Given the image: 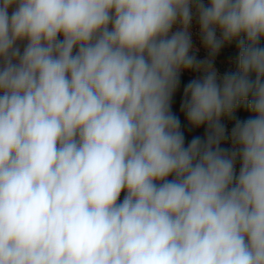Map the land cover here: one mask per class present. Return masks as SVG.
I'll use <instances>...</instances> for the list:
<instances>
[{"label": "clouds", "instance_id": "1", "mask_svg": "<svg viewBox=\"0 0 264 264\" xmlns=\"http://www.w3.org/2000/svg\"><path fill=\"white\" fill-rule=\"evenodd\" d=\"M262 42L264 0H0V264H264Z\"/></svg>", "mask_w": 264, "mask_h": 264}, {"label": "rangeland", "instance_id": "2", "mask_svg": "<svg viewBox=\"0 0 264 264\" xmlns=\"http://www.w3.org/2000/svg\"><path fill=\"white\" fill-rule=\"evenodd\" d=\"M192 32H193V38H194V42L196 44L197 47H199V39H198V28L197 26L194 24L193 28H192ZM264 43V42H262ZM201 58L204 57L206 55V52L204 49H200V52L198 54ZM236 55V51H235V46H230V47H226L224 50H222L220 56L217 57V61H216V67L218 68V70L223 73L224 71L228 70L229 68H233L234 70V65H231L229 63V60L234 57ZM240 115L243 118H246L247 113H240ZM202 131V130H201Z\"/></svg>", "mask_w": 264, "mask_h": 264}]
</instances>
